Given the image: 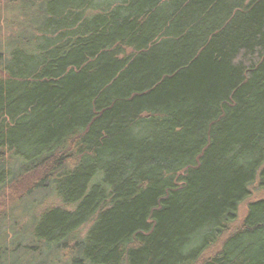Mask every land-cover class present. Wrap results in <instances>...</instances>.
<instances>
[{
	"label": "trees",
	"instance_id": "16d2710c",
	"mask_svg": "<svg viewBox=\"0 0 264 264\" xmlns=\"http://www.w3.org/2000/svg\"><path fill=\"white\" fill-rule=\"evenodd\" d=\"M3 7L0 230L35 192L62 207L32 216L27 245L0 231V253L264 264V0ZM20 7L41 26H13Z\"/></svg>",
	"mask_w": 264,
	"mask_h": 264
},
{
	"label": "rangeland",
	"instance_id": "374dc122",
	"mask_svg": "<svg viewBox=\"0 0 264 264\" xmlns=\"http://www.w3.org/2000/svg\"><path fill=\"white\" fill-rule=\"evenodd\" d=\"M5 1L6 0H0V40H1L0 43L1 44L5 43L4 38L8 34L7 33L8 29L5 27V25H6V21L11 17V15L3 11L4 10L3 5ZM10 12L13 14L14 17L17 15V13H19V15L16 17V21L12 22L13 26H19V28L20 26H24L25 29H28L26 28V26H30L32 23L34 26L38 25L36 23L37 20L35 21V19H33V16H32L34 13L33 9H24L23 7H20L19 12L17 11L16 8L12 9V11ZM38 26H41V24H39ZM19 28H16L18 29L17 31L13 30L14 31L13 33L16 35L17 38L21 39L22 34L20 31H22V29L19 30ZM250 198L251 200H254L257 198H264V192H261L258 189L257 185L255 184V186L252 188V195ZM34 202L35 204H33ZM23 205L21 208H17V210H14L15 215H13L12 211L10 212L5 225L0 230L1 232L7 234L6 240L8 242H10L12 239L17 237L13 241H14V244L17 243L20 246L23 244L27 245L29 243L28 232L30 230V220L32 216H34L35 214L39 212L50 209L52 207H62L61 202L55 197V195L51 194L48 191L33 193L31 196V200H29V202L24 203ZM242 207L240 209V213H241ZM68 209H71V208H68ZM15 218L17 219L18 224L13 226L12 225L13 222L11 220ZM88 228H89V225L81 228L77 233L78 238H83ZM5 244L6 242H5L4 236L0 235V247H2V245H5ZM20 252L21 253L16 254V256H8L1 250V253H0L1 264H13L12 262H15L16 257L18 260V263L15 262L16 264H38L37 260L34 261L28 257L29 255H27V253L30 251L23 248L21 249Z\"/></svg>",
	"mask_w": 264,
	"mask_h": 264
}]
</instances>
